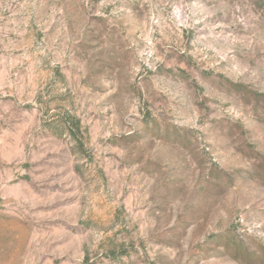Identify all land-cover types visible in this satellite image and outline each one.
<instances>
[{
  "label": "rangeland",
  "instance_id": "1",
  "mask_svg": "<svg viewBox=\"0 0 264 264\" xmlns=\"http://www.w3.org/2000/svg\"><path fill=\"white\" fill-rule=\"evenodd\" d=\"M0 264H264V0H0Z\"/></svg>",
  "mask_w": 264,
  "mask_h": 264
}]
</instances>
